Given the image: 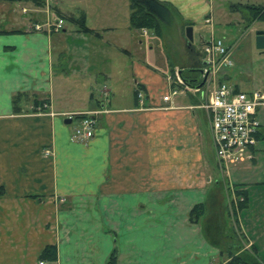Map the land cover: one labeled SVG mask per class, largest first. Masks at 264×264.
Returning a JSON list of instances; mask_svg holds the SVG:
<instances>
[{"label":"crops","instance_id":"obj_1","mask_svg":"<svg viewBox=\"0 0 264 264\" xmlns=\"http://www.w3.org/2000/svg\"><path fill=\"white\" fill-rule=\"evenodd\" d=\"M24 1L30 4L21 5L20 14L16 9ZM163 1L188 26L208 24L212 5L207 0ZM130 12L129 0H44L42 6L34 0L0 1V186L5 189L0 196V264H40L47 245L57 246L58 259L45 264H107L114 249L116 264H228L229 252L207 238L210 231L217 239L224 229L209 219H218L224 208L228 213L221 202L225 176L249 191L250 204L233 226L240 229L244 249L255 248L264 262V208L261 202L252 205L250 198L253 189H264V182L245 178L255 165L226 170L216 159L212 166L198 120V111L208 120L207 111L196 107L199 98L193 93L164 101L172 67L161 75L138 55L135 48H141L145 35L132 28ZM52 14L55 22L65 21L62 30L49 29ZM80 15L93 33L78 32L70 16ZM70 33L84 37L72 39ZM102 57L110 65L95 79L102 93L92 91L90 81L81 106L75 107L71 97L77 79L71 76L85 77L83 72L94 70L92 62ZM56 62L63 67L59 76ZM231 68L222 69L221 81H227ZM131 81L145 92L143 108L138 94L117 97ZM17 92L30 96L19 104L20 112L13 106ZM35 97L49 98L47 111H32ZM96 110L94 136L73 141L79 119L65 120ZM197 203L207 210L193 223L189 212Z\"/></svg>","mask_w":264,"mask_h":264},{"label":"rangeland","instance_id":"obj_2","mask_svg":"<svg viewBox=\"0 0 264 264\" xmlns=\"http://www.w3.org/2000/svg\"><path fill=\"white\" fill-rule=\"evenodd\" d=\"M101 1L103 2V0ZM239 1L240 0H207V2L211 3L212 5V10L209 14V19L210 17L212 18V23L205 24L203 21H199L193 25L194 42H191L186 35V27L190 23L183 21L175 13V19L173 22H163V35L161 37H158L153 31L147 29L148 33H143L145 35L143 39L144 44L141 46V48L135 49H138V55H142L141 57L144 59V61L146 60L148 65H151L152 67L159 70L161 75L166 74L171 67L172 70L170 71V74H168L170 78H175V73L177 72V70L180 72V69H189L192 67L200 69L201 74V67L204 63L202 54L204 44L206 43V41L211 39L212 35H215L217 38L225 40L226 45L231 50V59L232 61H234V65L230 69V76L227 78V82L231 85L239 84L240 88L245 92H249L254 89H264V49L257 48V33L259 30L264 31V21H255L249 26L248 21H246L244 17L245 13H241L239 11L233 12L230 8L233 3H239ZM262 1L263 2L261 3H264V0ZM104 2H108V0H104ZM29 4L30 3L27 1L21 2L16 11H19L21 14L23 12L20 9L21 5ZM100 5L103 6L102 4ZM80 6L78 7L80 8ZM52 16L53 17L51 19L52 21H54L56 15L52 14ZM74 26L75 25L71 21L67 23V28L70 30H72ZM70 34H73V36L71 35L72 39L84 37L83 34ZM134 52L136 53L135 50ZM59 59V57H56V60ZM96 59L97 58H95L94 62H92L94 70L83 72L84 74H86L85 77L82 78L79 74H73L71 76L72 79L74 78V76L75 79H77L76 81H73V86L75 87V95L71 97V102L75 107L81 106L82 99L84 98L83 96L86 94L85 90H88L87 88H89L87 84H89L90 81L92 82L90 84L93 87L92 91L96 92L97 95L102 93L101 91L103 89V85L97 82L95 79L99 78L102 73L106 72L110 68V65L108 66V63L103 62V57L99 60ZM60 63L61 62H56L55 65L57 76L63 73V67ZM111 63L112 61L110 62V64ZM177 64L178 66L176 67ZM113 66H115V61H113ZM154 71L155 70H153V72ZM223 78L225 79L222 70H218L216 72V75H214L212 80H210V87L208 86L204 89L208 91L213 90L215 84L221 81V79ZM93 80H95L94 83ZM107 85L110 87V84ZM134 86V81H131L130 84L127 83L121 86V90L117 93V97H136L137 89H135ZM208 91H206V93ZM143 95H145V92H143ZM195 95H197V98H199L198 103H196L197 106H201L203 104L202 102L205 101V98H201L202 93H198ZM180 96L181 95H178V97ZM198 114L200 129L203 133L204 138L205 154L212 166H214L217 156H215L214 146L210 144V138L212 136L210 133L209 121L207 120L206 114L204 112L202 113V111H198ZM258 118L263 124L262 129H264V106H262V109L258 114ZM74 121H76V118H74ZM257 147L256 163H253V160L255 158H253L251 161L245 162L252 167L255 165L253 172L246 173L245 178L249 182H264V138L258 141ZM234 179L236 180V183L239 182V179H236L235 176ZM222 180H224L222 186L226 191V199L224 200L223 196V201L221 202L227 205L229 214L224 212V208L223 210H219L220 212L217 214L218 219L217 217H211L209 220H213L212 223H215L216 225H219V221H221V224H223L222 227H225L227 230V234L232 236V225L239 219V212H241L238 211L239 209L237 208L239 198L238 196H236V185H234L232 179H228V177L225 176ZM261 188L263 189V187ZM262 189H259L257 191L253 189L254 191L251 194L250 198L252 205L261 202V207L264 208V189ZM213 216H215L214 213ZM213 236L214 239H216V232H214Z\"/></svg>","mask_w":264,"mask_h":264},{"label":"built area","instance_id":"obj_3","mask_svg":"<svg viewBox=\"0 0 264 264\" xmlns=\"http://www.w3.org/2000/svg\"><path fill=\"white\" fill-rule=\"evenodd\" d=\"M47 22L49 29L54 32L62 30L65 24L62 18H59L57 22L48 18ZM206 23L211 24L212 18L207 19ZM36 29L40 30L42 26L36 25ZM143 33L147 34L148 30L143 29ZM202 54L204 62L201 67L202 85H189L177 70L175 78L169 77L170 89L163 99L167 102L178 94L202 93L201 98H205V101L201 106L196 107L207 111L217 163L220 168L228 170L231 166H238L255 158L253 148L258 145L257 134L262 127L258 113L264 106V89L245 92L236 89L227 81L217 82L213 90L204 89L209 86L210 80L218 70L232 67L234 61L231 59V50L225 40L214 35L204 44ZM143 97V92L140 90L138 100L142 108L145 107ZM99 112L96 110L79 114L83 117H78V123L71 137L73 141L86 142L94 136ZM69 116L73 118L76 114ZM45 152L47 155L52 153L50 150ZM40 264H45V261H41Z\"/></svg>","mask_w":264,"mask_h":264},{"label":"trees","instance_id":"obj_4","mask_svg":"<svg viewBox=\"0 0 264 264\" xmlns=\"http://www.w3.org/2000/svg\"><path fill=\"white\" fill-rule=\"evenodd\" d=\"M0 1H19V0H0ZM39 6H41L44 0H34ZM129 6L131 9L130 12V22L132 28L136 30L140 29H149L155 33L158 37L163 35V22L169 23L173 22L175 18L176 8L173 5L166 1L161 0H129ZM231 10L239 11L241 13H245V20L248 21V25L250 26L255 21H264V4H249V3H233L230 6ZM70 19L77 23L78 32L84 33H93L91 29L88 28L86 24V20L84 15H80V17L70 16ZM180 75L183 77L184 81L189 85L201 86L203 80L201 79L200 69L196 67H192L189 69H180ZM136 94L142 90V87H138ZM238 89V88H237ZM30 98L28 93L17 92L13 98V106H15V111L20 112L22 110V106L19 104L25 100ZM32 102V111L37 112L42 110L43 112L47 111L50 107L49 98H39L35 97L31 100ZM83 117V115H76L73 118ZM264 138V129L260 130L257 134V140L260 141ZM256 147L253 148V152L256 153ZM241 185H236L235 191L236 196L239 198V202L237 205L238 211H242L246 209L249 202V191L246 189H242ZM5 193V189L3 186H0V196ZM207 210V205L204 203H197L193 207V209L189 212L190 221L193 223H199L205 216ZM229 214V213H228ZM227 214V215H228ZM221 224V221L219 223ZM238 224V220L235 222ZM206 228L207 226L204 225ZM233 226V225H232ZM208 230V228H207ZM224 229H220V234L217 235V239H214V236L209 231L207 234L209 239L213 238L215 243L221 247L222 251L229 252V261L228 264H264L263 261L259 259L257 254V250L253 248L252 250L244 249V238H241L240 230L237 225L233 226L231 230V235L227 234V230L225 233ZM243 237V236H242ZM243 240V242H242ZM39 258L41 261H55L57 260V246L47 245L43 251L41 252ZM118 259L117 250L110 254L109 260L107 264H116Z\"/></svg>","mask_w":264,"mask_h":264},{"label":"water","instance_id":"obj_5","mask_svg":"<svg viewBox=\"0 0 264 264\" xmlns=\"http://www.w3.org/2000/svg\"><path fill=\"white\" fill-rule=\"evenodd\" d=\"M186 35H187V38L190 39L191 42L194 41L193 39V27L191 26H187V31H186ZM257 48H260V49H264V31L263 30H259L258 33H257ZM72 118L71 117H68L66 120H65V123H71L72 122Z\"/></svg>","mask_w":264,"mask_h":264}]
</instances>
